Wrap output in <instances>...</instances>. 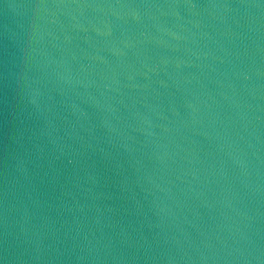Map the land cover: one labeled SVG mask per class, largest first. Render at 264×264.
<instances>
[{
  "label": "water",
  "instance_id": "water-1",
  "mask_svg": "<svg viewBox=\"0 0 264 264\" xmlns=\"http://www.w3.org/2000/svg\"><path fill=\"white\" fill-rule=\"evenodd\" d=\"M0 264H264V0H0Z\"/></svg>",
  "mask_w": 264,
  "mask_h": 264
}]
</instances>
